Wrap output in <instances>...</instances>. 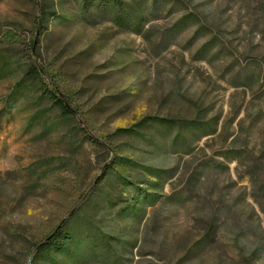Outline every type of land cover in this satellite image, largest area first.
I'll use <instances>...</instances> for the list:
<instances>
[{
    "label": "rangeland",
    "instance_id": "obj_1",
    "mask_svg": "<svg viewBox=\"0 0 264 264\" xmlns=\"http://www.w3.org/2000/svg\"><path fill=\"white\" fill-rule=\"evenodd\" d=\"M150 2L0 0V264H264V0Z\"/></svg>",
    "mask_w": 264,
    "mask_h": 264
},
{
    "label": "trees",
    "instance_id": "obj_2",
    "mask_svg": "<svg viewBox=\"0 0 264 264\" xmlns=\"http://www.w3.org/2000/svg\"><path fill=\"white\" fill-rule=\"evenodd\" d=\"M146 0H98V5L100 8L105 9L108 13L111 14L113 23L116 26L124 27H134L136 32L139 31L138 25L146 16L145 10L146 6L142 5ZM150 12L154 14V11L157 7H163L167 3H173L175 0H150ZM91 3V0H83V7L86 8ZM141 8V10H140ZM191 16H188V18ZM185 18V17H184ZM184 18L180 20V23H184ZM187 18V17H186ZM29 74L38 73L37 68H31ZM53 104L61 110L63 114L71 113V110L68 109L64 99L59 96H52ZM60 229L51 233L45 241L40 242L37 245L39 254L46 255L51 251L61 248L69 236L63 233L62 239L59 238Z\"/></svg>",
    "mask_w": 264,
    "mask_h": 264
}]
</instances>
